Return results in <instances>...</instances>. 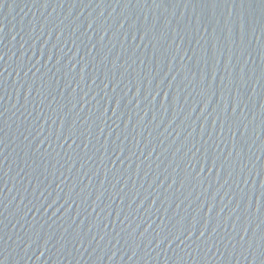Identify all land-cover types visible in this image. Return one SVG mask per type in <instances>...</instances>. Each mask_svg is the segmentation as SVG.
Returning a JSON list of instances; mask_svg holds the SVG:
<instances>
[{
	"label": "water",
	"instance_id": "1",
	"mask_svg": "<svg viewBox=\"0 0 264 264\" xmlns=\"http://www.w3.org/2000/svg\"><path fill=\"white\" fill-rule=\"evenodd\" d=\"M0 264H264V0H0Z\"/></svg>",
	"mask_w": 264,
	"mask_h": 264
}]
</instances>
